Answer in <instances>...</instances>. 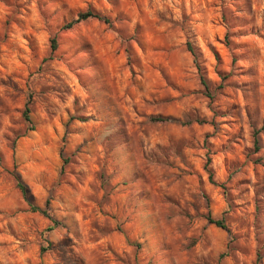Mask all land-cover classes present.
I'll list each match as a JSON object with an SVG mask.
<instances>
[{"label": "rangeland", "instance_id": "1", "mask_svg": "<svg viewBox=\"0 0 264 264\" xmlns=\"http://www.w3.org/2000/svg\"><path fill=\"white\" fill-rule=\"evenodd\" d=\"M262 125L264 0H0V264H264Z\"/></svg>", "mask_w": 264, "mask_h": 264}, {"label": "trees", "instance_id": "2", "mask_svg": "<svg viewBox=\"0 0 264 264\" xmlns=\"http://www.w3.org/2000/svg\"><path fill=\"white\" fill-rule=\"evenodd\" d=\"M87 19H97L102 21L105 24L110 25L111 24V19L109 17H107L106 15H103L97 11H95L94 9L88 8L84 11H79L76 13V15L71 18L68 21H65L60 27L59 30H68L71 29L74 25L85 21ZM56 44H57V40H56V35H54V37L51 39V49L54 50L56 49ZM186 48L189 51V53L192 55L194 63L196 65V68L200 71V65L197 61V52L194 48V46L192 45L191 42L186 41ZM201 79V83L202 85L207 88V83L206 80L204 79V77L201 75L200 76ZM29 101H27L26 106L24 108L23 111V116L25 121H27L28 123L31 122V117H30V109H29ZM154 121H169L171 118L168 116H154L151 118ZM264 129V125H262L260 128H254L253 130V137H254V147L255 150L258 149V142H259V134L260 132ZM63 159V158H62ZM63 161L65 162L66 160L63 159ZM17 187L19 188V190L25 195L27 193V186L20 180L17 178ZM33 210L35 211H40L42 213H45L40 207H33ZM208 220L210 223L215 224L218 227L221 228H226L225 223L223 222L222 219H214L212 218L210 215L208 216Z\"/></svg>", "mask_w": 264, "mask_h": 264}]
</instances>
